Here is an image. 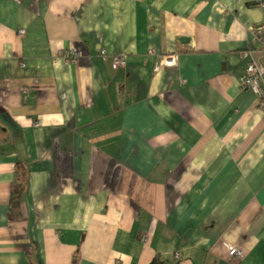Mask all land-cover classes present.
<instances>
[{
	"label": "crops",
	"instance_id": "crops-1",
	"mask_svg": "<svg viewBox=\"0 0 264 264\" xmlns=\"http://www.w3.org/2000/svg\"><path fill=\"white\" fill-rule=\"evenodd\" d=\"M257 3L0 0V264H264Z\"/></svg>",
	"mask_w": 264,
	"mask_h": 264
},
{
	"label": "built area",
	"instance_id": "built-area-1",
	"mask_svg": "<svg viewBox=\"0 0 264 264\" xmlns=\"http://www.w3.org/2000/svg\"><path fill=\"white\" fill-rule=\"evenodd\" d=\"M258 6L263 10V19L259 24H255L249 27V31L253 36L255 43L260 46V52L264 55V0H259ZM20 34H24L25 31H19ZM102 55H106V51H101ZM74 51H66L63 56L66 62H72ZM245 57H252L251 53H246ZM114 62L112 66L115 70L125 67L126 61L119 57L113 56ZM167 67H174L177 64L175 56H170L165 60ZM241 87L243 90L253 93L260 99V109L264 113V66L254 61L253 58L249 61L246 74L241 80ZM39 125V123H38ZM229 254L232 257L239 258L243 256V252L238 250L236 246L229 247Z\"/></svg>",
	"mask_w": 264,
	"mask_h": 264
},
{
	"label": "trees",
	"instance_id": "trees-1",
	"mask_svg": "<svg viewBox=\"0 0 264 264\" xmlns=\"http://www.w3.org/2000/svg\"><path fill=\"white\" fill-rule=\"evenodd\" d=\"M27 175L24 170L18 171V179L13 187V194L11 198L10 211L19 209L22 204V197L27 188ZM152 264H163L162 261L155 259Z\"/></svg>",
	"mask_w": 264,
	"mask_h": 264
},
{
	"label": "bare ground",
	"instance_id": "bare-ground-1",
	"mask_svg": "<svg viewBox=\"0 0 264 264\" xmlns=\"http://www.w3.org/2000/svg\"><path fill=\"white\" fill-rule=\"evenodd\" d=\"M258 3H259V0H258ZM257 3V4H258ZM261 8V7H260ZM112 63L114 62V59H112V61H111ZM124 65H126V63H124ZM177 65V64H176ZM175 67V66H174ZM231 246V245H230ZM229 246V247H230ZM237 249L238 250H240V251H242L243 252V256L242 257H239L238 259H243L244 257H245V253H244V250L242 249V248H240V247H237ZM230 255V254H229ZM231 256V255H230ZM232 257V256H231ZM235 258V257H234Z\"/></svg>",
	"mask_w": 264,
	"mask_h": 264
}]
</instances>
